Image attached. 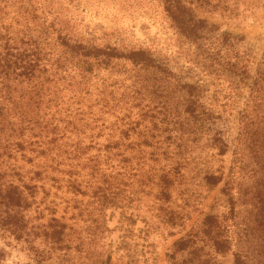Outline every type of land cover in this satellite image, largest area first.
<instances>
[{
	"label": "trees",
	"instance_id": "16d2710c",
	"mask_svg": "<svg viewBox=\"0 0 264 264\" xmlns=\"http://www.w3.org/2000/svg\"><path fill=\"white\" fill-rule=\"evenodd\" d=\"M157 1L188 46L181 73L157 49L80 32L76 0H0V238L24 245L35 264H48L36 240L73 248L76 232L56 216V198L64 194L75 203L87 197L105 206L126 188L137 185L143 193L154 184L165 225H185L188 201L178 205L173 192L188 148L184 137L214 123L204 100L211 87L225 92L228 102L244 87L250 90L223 193L230 196L239 179L249 134L255 122L264 124V57L252 75L239 35L220 32L183 0ZM212 146L219 155L228 147L218 133ZM204 180L216 186L224 175L208 173ZM253 196L252 220L243 228L235 223L230 196L224 217L209 214L201 228L174 242L168 264H222L217 255L233 246L235 264H264V181ZM6 255L0 247V264ZM94 264L138 261L124 262L109 251Z\"/></svg>",
	"mask_w": 264,
	"mask_h": 264
},
{
	"label": "rangeland",
	"instance_id": "374dc122",
	"mask_svg": "<svg viewBox=\"0 0 264 264\" xmlns=\"http://www.w3.org/2000/svg\"><path fill=\"white\" fill-rule=\"evenodd\" d=\"M183 1L199 18L216 25L220 32L241 37L238 46L246 51L254 75L264 57V0ZM76 7V19L81 23L78 26L80 32L96 37L107 36L109 40L117 39L125 45L157 49L161 51V57L169 60V66L181 73L177 69L188 54V46L183 45L184 40L168 22L157 0H76ZM180 50L183 54L181 58L178 55ZM102 74L108 77L107 73ZM249 93L246 86L240 97L228 102L225 92L211 87L204 99L206 108L214 115L211 129L199 130L184 137L188 139V148L179 184L173 192L178 205L183 206L184 199L188 201L184 202L188 219L183 227L173 229L165 225L158 211L155 198L157 188L154 184L145 188L143 193L139 192L137 185L133 189L126 188L123 196L120 194L118 200L108 202L105 206H99L96 200L87 197H77L81 201L75 203L72 195L64 194L56 198V216L65 217L63 220L69 226L68 231L76 232V238L72 242V249L62 251L36 240L34 244L46 251L47 263L94 264L109 251H114L115 257L124 262L136 260L138 264H168L167 253L174 242L192 228H201L207 215L224 217L229 210L230 196L236 203L235 223L243 228L245 221L252 220L251 198L264 181V124L256 127L263 119L255 122L249 134L250 141L244 148L243 169L230 196L225 195L223 189L234 167L239 113ZM217 133L228 146L224 155H219L212 146L213 134ZM257 140L259 148L253 144ZM90 141L89 134H86L83 143L88 144ZM98 141L105 143V138ZM90 153L95 154L96 151ZM208 173L224 175V181L209 186L204 180ZM234 231L233 228L231 236ZM78 236L83 241L82 248H77L81 244ZM233 239L236 240L235 234ZM9 241L11 243L7 244L6 238H0V247L7 252L3 264H35L24 245L12 239ZM235 247L225 255H217V259L222 264H235Z\"/></svg>",
	"mask_w": 264,
	"mask_h": 264
}]
</instances>
